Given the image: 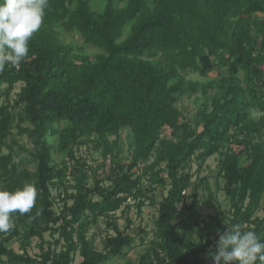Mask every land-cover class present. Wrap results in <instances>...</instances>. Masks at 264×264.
Wrapping results in <instances>:
<instances>
[{"label":"trees","instance_id":"trees-1","mask_svg":"<svg viewBox=\"0 0 264 264\" xmlns=\"http://www.w3.org/2000/svg\"><path fill=\"white\" fill-rule=\"evenodd\" d=\"M259 14L264 0H0V85L12 90L22 83L20 123L29 125L19 126L18 134L32 143L29 155L36 163L35 173L20 171L12 155L1 154L13 118L0 105V264H73L77 255L79 264H107L124 257L135 238L116 221L107 222L115 235L105 237L102 252L89 239L90 228L99 217L128 207L129 199L139 201L140 212L142 200H154L159 185L167 194L158 204L154 240L137 264H205V255L209 264H245L247 247L252 264H264V218H255L264 199ZM72 33L98 52L78 53L63 40ZM221 67L229 76L220 85V98L197 113L195 125L182 122L176 103L186 89L183 74L205 78ZM252 111L263 115L256 120ZM164 128L170 139L160 137ZM124 129L133 137L127 165L118 160ZM50 137H58L75 161L70 173L53 164ZM91 137L104 158L107 185L96 178L89 185V174L96 177L97 169L75 156L74 146ZM199 149L200 160L222 153L230 209L218 212L192 242L200 228L199 192L210 190L208 177L193 182L186 171ZM140 165L143 174L137 175ZM70 177L73 193L66 187ZM52 186H65L60 214ZM3 218L26 225L23 253L7 246ZM48 231L61 237L46 242L47 250L42 245L38 257L30 256L25 249L32 238L45 242ZM141 234L145 242L148 233Z\"/></svg>","mask_w":264,"mask_h":264},{"label":"rangeland","instance_id":"rangeland-1","mask_svg":"<svg viewBox=\"0 0 264 264\" xmlns=\"http://www.w3.org/2000/svg\"><path fill=\"white\" fill-rule=\"evenodd\" d=\"M260 19L264 20V14L258 15ZM63 40L66 44H71L75 47L78 53L94 55L98 51L93 47L84 45L81 37L77 33L63 34ZM228 68L221 67L217 71L211 72L207 77H201L198 73L193 71H188L183 74L186 81L185 91L180 99L176 103V108L180 111L181 121H190L194 125L197 123L196 115L200 110L208 108L212 101L220 98L221 95V83L224 79L228 78ZM240 78H244V73L240 74ZM189 84L195 85L196 90H191ZM22 83L19 82L13 87L12 90L8 89L7 84L0 85V105H5L8 107V112L13 118L11 134L7 140V146L1 150L2 155H12L13 163H20V171H28L30 173H35L36 163L31 159L29 151L32 149L33 145L27 138V136H20L19 126L27 127L28 123H20V116L23 113V105L18 104L19 96L21 91ZM263 113L259 111H252V117L259 120ZM233 135V132L231 133ZM162 139H170L171 131L170 129H162L161 136ZM94 138H82L80 145L74 146L75 156L86 162L88 166L97 169V175L94 177L89 174V179L87 183L89 185L94 184L95 178L98 180H105L107 177L103 173L104 158L101 152L95 149L93 144ZM133 137L129 129H124L121 131L120 137V148L121 153H119L118 160L122 165H127L131 162V151L133 147L131 145ZM49 143L52 149L53 164L61 167H68V173L71 172L70 168L73 167L75 161L71 160L68 156V152L61 149L60 141L58 137H50ZM201 153V149L196 152V155L186 166V171L192 175V181H199L200 179L208 177V182L210 185V190H200L199 196L201 198V220L200 228H197V232L194 237L191 238L192 242L198 240L200 229L206 227V225L211 221V219L218 214V212H226L230 209V200L225 192L226 178L225 174H221V161L223 160L222 153H218L205 160H200L197 155ZM155 161V155H152L150 162ZM243 162V159L241 158ZM245 163V162H244ZM160 171L165 170V164H161L159 167ZM143 174V165L138 168L137 175ZM161 176L166 177V170L161 173ZM71 178V177H70ZM69 179L66 187H68V193H73L71 188L74 185L72 178ZM144 183L148 184V179H144ZM108 182H103V185H107ZM155 199L146 200L141 211L138 210V203L134 199L128 200V207L123 208L117 213L110 215L109 217H99L97 223L93 224L90 228L88 234L89 239L94 240L95 247L98 251H104V239L108 235H115V231L109 228L107 225L108 221H116L118 227L125 231L127 234L135 238V243L133 247L128 248L124 251L125 256L118 259H113L107 264H137L140 256L151 246V241L154 240L155 231V220L158 216V204L161 202L162 198L167 194V190L159 185L155 188ZM53 207L57 213H61L64 208V196H65V186L57 187L52 186L51 188ZM29 196L33 199V193H29ZM70 203V202H69ZM181 207V206H180ZM125 209V213L123 210ZM255 218H264V199L261 205V209L257 211ZM128 219L131 220L130 227L128 226ZM1 227L5 230V237L8 238L7 246L13 249L17 253H23V240L24 234L26 232V225L17 219L3 218ZM56 229L58 226H53ZM145 230L148 233V237L144 242L141 239V231ZM59 232L48 231L44 234L45 242L39 237L32 238L30 245L26 247L25 251L32 257H38L42 252L41 246L47 250L48 244L46 242H51L55 244V241L60 238ZM60 248V245L58 246ZM242 259H244L245 264H252L254 256L248 250V247L242 249ZM81 257L76 256L75 262L73 264H79L81 262ZM205 264L211 262V258L208 255L204 256Z\"/></svg>","mask_w":264,"mask_h":264}]
</instances>
